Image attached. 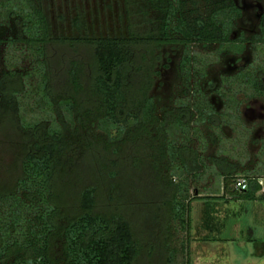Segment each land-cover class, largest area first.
Masks as SVG:
<instances>
[{"label":"trees","instance_id":"obj_1","mask_svg":"<svg viewBox=\"0 0 264 264\" xmlns=\"http://www.w3.org/2000/svg\"><path fill=\"white\" fill-rule=\"evenodd\" d=\"M126 5L130 20L141 14L152 24L145 37L132 25L128 38L55 37L42 0H0V120L10 115L33 140L13 189L0 191V264H142V245L132 224L120 214L94 212L95 187L82 192V214L61 232V258L53 255V239L59 234L55 182L67 136H101L99 142L114 154L118 153L115 146L129 136L148 142L153 166L160 168L159 173L164 171L172 188L165 203L169 210L164 227L165 264H178L173 244L178 226L182 230L188 226L192 203L220 197L221 192L201 196L200 183L210 170L204 160L210 144L207 136L220 137L221 147L225 142L216 131L223 125L217 124V114L220 121L238 120L245 101L264 98V55L215 86L207 79V70L218 56L201 57L193 49L230 43L264 46V18L258 36L233 39L236 23L243 16L235 0H142L138 11L131 10L132 0H126ZM151 14L156 18L149 19ZM76 26L81 28V22ZM55 42H86L95 48L85 81L82 64L73 62L68 67L65 92L54 89L49 49ZM150 45L155 52L146 53L142 64H134L136 46ZM163 47H178L182 53L183 91L171 108H159L150 95L153 78L161 75L154 69ZM21 58L29 60L28 68L19 67ZM148 62L151 67L146 69ZM207 88L220 97L224 113L216 111ZM28 111H40V115L28 118L24 116ZM195 142L201 144L198 149ZM221 150L220 154L227 155L226 149ZM252 173L256 172L241 173L226 166L218 174L225 194L221 198L256 200L255 191L229 196L233 177ZM212 207L209 203V220L215 212Z\"/></svg>","mask_w":264,"mask_h":264},{"label":"rangeland","instance_id":"obj_2","mask_svg":"<svg viewBox=\"0 0 264 264\" xmlns=\"http://www.w3.org/2000/svg\"><path fill=\"white\" fill-rule=\"evenodd\" d=\"M132 1L131 10L138 11L142 6V0ZM42 2L55 37L128 38L132 25L133 30L143 38L149 34L147 30L153 28L151 23L145 22L141 14L129 19L126 0H42ZM235 3L242 10L243 16L236 23L233 39L241 35L247 39L258 36L264 18V0H235ZM152 18L155 19L156 15L151 14L149 19ZM77 21L81 22V28L76 26ZM71 44L55 42L49 49L56 92L67 90L66 71L71 63L82 64L84 81L90 74L94 46L86 42ZM193 50L201 57L213 59L218 56V60L210 63L207 70V79L215 83L264 55V46L251 43L195 46ZM150 51L155 52L154 45L136 46L134 64L140 63L144 55ZM158 54L161 55V60L155 63L154 71L161 75L153 78L150 95L156 99L159 108H171L174 106V100L183 91L179 73L182 53L178 47H163ZM2 64L0 60L1 69ZM146 64L148 65L146 69H149L151 64L149 62ZM19 67L28 68L29 60L21 58ZM150 75L151 72H148L147 76ZM132 88H136L135 83ZM208 91L210 100L215 106L220 107L222 102L214 92L209 89ZM261 105H264V98L245 101L241 110L242 116L251 117L252 112ZM25 115L28 118L39 117L40 111H28L24 113ZM159 115L162 116V111ZM13 121L10 115L0 120L1 192L13 189L22 174V159L33 142L32 137L20 131ZM243 126L241 134L237 136L227 130L223 134V137L235 139L237 156L229 150L231 146L227 142L220 147V141L207 136L210 144L205 151L204 160L210 170L204 177V182L200 183L201 196L205 198L214 195L212 193L221 194L218 198H205L192 203L188 226L183 230L178 226L173 244V248L178 250L176 258L178 264H264V197L256 200L221 198L225 194L221 191V180H218V174L224 171L226 166L240 170L239 164L247 160L256 163L258 156L260 157L264 138L261 131L263 124L256 123L252 126L257 132L255 136H249L248 128L251 124ZM101 138L87 136L86 133L66 138L67 145L60 156L55 182V203L59 209L56 222L59 234L53 239V255L57 259L61 258V232L69 222L82 214L80 203L82 192L86 188L95 187L97 203L94 212L105 216L120 214L125 217L134 227L135 236L142 245L141 263L165 264L168 253L164 249L167 236L164 227L169 215L165 203L171 198L172 188L168 185L164 171L159 173L160 168L153 166V159L150 157L152 152L144 139L129 136L122 144L115 146L118 153L114 154L112 150L105 148L103 142H99ZM200 145L198 142L194 143L196 149ZM221 149H226L227 155L220 154ZM211 168L214 172H211ZM235 194L238 193L233 192L229 196ZM209 203L215 209L214 213H210L211 220L207 216Z\"/></svg>","mask_w":264,"mask_h":264},{"label":"crops","instance_id":"obj_3","mask_svg":"<svg viewBox=\"0 0 264 264\" xmlns=\"http://www.w3.org/2000/svg\"><path fill=\"white\" fill-rule=\"evenodd\" d=\"M233 74H230V75H233ZM222 78L220 79V81L218 83H215L213 81H211V82H213V84L215 86H218V85H220V83L222 81ZM209 90L212 91V92H214L213 89H209ZM207 93L209 94L208 89H207ZM214 95L216 97H218L219 100L221 101L220 97L216 93H214ZM211 102H212V105L215 107V109H216L217 112H219V113H221V112L224 113L225 112V106H224V104H223L222 101H221L222 102V105L220 107H218L217 105L215 106V104L213 103L212 100H211ZM241 110H242V107L240 109V118L238 120L237 119H231V120H228V121L227 120L226 121H223V120L220 121L218 119V118H220V115L217 114L218 117H216L217 118V124L218 125H221V124L223 125L218 131H216L218 133L217 135L222 136V141L225 142V144L227 142L231 146V149L229 148V150L232 151V154L234 156L235 155L237 156V154H238V151L236 150V148H235L236 146L234 144L235 139L230 138V137H223L224 136L223 134L226 133L225 130H227L228 132H232V134L234 133L237 136V135L241 134V132H242V126L244 124H247L248 123L249 125L251 124V127L248 128V130L250 131V133H249L250 135L249 136H255L257 134V132H256V130L252 126L256 125V123H261L259 120H257L256 118H254L253 114H252L251 117H243ZM227 117H229V116H227ZM227 117H225V118H227ZM245 119H246V121H245ZM262 124H263V127H261V131L264 134V122ZM211 134H212V132H211ZM217 139H220V137L217 138ZM263 147H264V138L262 139V149H261V153H263ZM261 153H260V157L258 156V158H257L258 160H257L256 163H251L250 160H247L246 159L247 161L239 164L241 166V169L239 170V172H241V173L242 172H253V171H255V172H261L263 170V166H264V157H263L264 154L261 155ZM201 182H204V181L202 180Z\"/></svg>","mask_w":264,"mask_h":264},{"label":"built area","instance_id":"obj_4","mask_svg":"<svg viewBox=\"0 0 264 264\" xmlns=\"http://www.w3.org/2000/svg\"><path fill=\"white\" fill-rule=\"evenodd\" d=\"M230 189L232 192L238 194L255 191L256 197H264V166L261 172L234 176Z\"/></svg>","mask_w":264,"mask_h":264},{"label":"flooded vegetation","instance_id":"obj_5","mask_svg":"<svg viewBox=\"0 0 264 264\" xmlns=\"http://www.w3.org/2000/svg\"><path fill=\"white\" fill-rule=\"evenodd\" d=\"M245 37V36H244ZM254 118H256L257 120H259L261 123L264 122V105H261L260 107L256 108L253 112H252Z\"/></svg>","mask_w":264,"mask_h":264}]
</instances>
